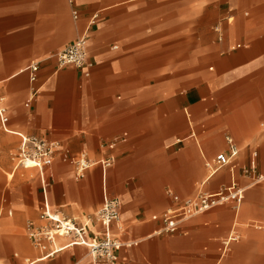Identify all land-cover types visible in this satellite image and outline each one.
I'll return each instance as SVG.
<instances>
[{"label": "crops", "instance_id": "1", "mask_svg": "<svg viewBox=\"0 0 264 264\" xmlns=\"http://www.w3.org/2000/svg\"><path fill=\"white\" fill-rule=\"evenodd\" d=\"M131 1L0 0V98L9 116L8 131L0 130V152L9 157L18 150L20 134L59 143L61 150L44 172L52 207L81 221V216L100 209L104 197L121 199V218L113 230L125 243L119 254L127 260L130 256V264H208L201 253L196 260L189 254L207 248L202 245L206 232L207 237L219 233L214 238L218 243L213 264H264V200L260 189L245 185L253 175L264 178V0H226L233 19L229 26L219 24L215 47L220 52L213 55L210 65L199 63L196 71L178 78L158 77L157 64L166 54L158 52L150 60L136 50L142 4ZM73 9L79 11L77 19ZM96 13L97 21L89 31L94 62L90 75L74 65L60 66L55 53L76 41ZM183 38L189 41L193 34ZM33 62L39 63L34 82L28 70ZM190 117L196 127L208 123L213 128L195 132ZM226 127L222 139L218 134ZM3 139L12 140L4 145ZM232 145L238 149L234 169L226 166L209 176L201 157H205L203 146L219 149L215 157L230 153ZM82 152L96 161L109 157L114 161L107 169L96 163L77 177L75 165L64 155L72 158ZM9 163L5 158L3 165L9 167ZM252 167V174H246L245 169ZM26 169L22 175L33 177L35 169ZM17 170H11L9 179ZM37 174L38 182L21 183L11 191L12 205L19 213L9 209L3 218L9 224L12 244L18 247H22L24 220L36 215L37 203V216L24 225L27 236L28 222H41L43 190L38 170ZM198 178L201 181L195 185L206 186L208 193L235 180L245 192L248 189L245 203L238 210L223 207L207 214L204 224L181 225L179 232L196 234L189 241L184 237L162 240L163 217L180 205L170 191L186 198L175 184L168 183L188 188ZM166 183L164 193L160 188ZM226 204L231 203L219 206ZM92 228L101 229L98 224ZM230 235L238 239L224 252L223 240ZM41 254L26 258L25 264L49 258L53 264H109L93 261L84 246L66 248L53 257Z\"/></svg>", "mask_w": 264, "mask_h": 264}, {"label": "built area", "instance_id": "2", "mask_svg": "<svg viewBox=\"0 0 264 264\" xmlns=\"http://www.w3.org/2000/svg\"><path fill=\"white\" fill-rule=\"evenodd\" d=\"M72 2V0H70ZM74 19L79 17L77 9L72 10ZM98 14H94L89 21L85 31L70 45L55 53V58L60 66L74 65L85 70V75H90V70L94 62L90 59L89 50V31L92 25L97 21ZM231 20V18L229 19ZM216 29L221 32L220 26ZM222 39V37L220 38ZM39 63L33 62L29 65L30 79L32 82L37 79ZM9 121L7 107L0 98V125L6 131ZM21 143L18 147L14 159L16 160L15 168L19 166L27 168V163L32 161L35 168L39 171L43 198L40 205L39 219L40 223L29 221L27 225L28 237L32 246L44 257H53L66 248L73 246H84L88 250V254L93 261L97 262L102 259L109 264H126V258L120 256V250L125 243L113 230V224L118 223L121 218L122 201L117 197H104V201L100 209L95 213L88 215L85 221H78L69 217L61 210L52 207L47 193V185L44 179V172L47 165L53 160L56 153L60 151V144L48 141L37 135L20 134ZM232 144V140L227 137ZM111 144L109 148H113ZM238 154V149L232 145L230 153H220L217 156L208 159L205 166L209 172V176L214 175L220 169L231 166L234 169L233 159ZM64 157L70 159L76 167V176L83 177L86 171L96 163H101L104 169L110 167L114 161L113 157H109L100 161H93L86 152L80 153L77 157L70 158L67 153ZM250 170L245 169L246 174H252ZM256 179L258 176H254ZM174 200L180 202V205L170 210L163 217L165 233H176L182 222L203 213L208 209L225 203H231L234 209L238 210L244 200L245 188L240 187L235 180L226 188L214 192H200L194 197H186L181 199L179 195L170 191ZM93 224L100 225L101 229L95 230ZM64 238V243H59L58 239ZM238 239L237 235H230L224 242V252L230 247L231 241Z\"/></svg>", "mask_w": 264, "mask_h": 264}, {"label": "rangeland", "instance_id": "3", "mask_svg": "<svg viewBox=\"0 0 264 264\" xmlns=\"http://www.w3.org/2000/svg\"><path fill=\"white\" fill-rule=\"evenodd\" d=\"M120 1L121 0H116V2ZM131 2L142 4V11L140 13L141 37L139 39L140 41L135 44L136 50L140 51L143 56L149 57L150 60H155L157 58L156 53L158 52L167 55L162 61L159 62V64H157L158 77H160V75H168L172 76L173 78H178L186 72L191 73L196 71L199 63L204 62L206 65H210V61L213 55L220 52L215 47V43L218 42L219 35V31L216 29V27L219 26L220 23H222L224 27L229 26L230 24H227L228 21H230L229 19H233V17H229L228 11L226 10V0H132ZM250 12L251 16H253L254 12ZM236 21L237 19L235 18V20L231 23V26L232 24L234 25ZM185 22H188V26H180V24ZM193 27H195V30H192ZM188 33L193 34V38L188 39L189 41L183 38V36H186ZM192 120V117H190L189 123L194 125ZM212 128L213 127L210 128L208 123H205L203 126H195V129L193 130L200 133L202 130H206L208 132ZM227 129L228 128L226 127L225 130L218 134L220 135V137H222V139H224V135L226 134V132H228ZM0 130L4 132L1 126ZM191 130L192 128L190 126V131ZM15 137L19 140L18 136ZM11 140L12 139H3L2 144L7 145V143ZM180 146L181 144L174 147ZM203 149L205 153V157L201 154L203 163L212 158L218 151H220L219 149L210 150L206 146H203ZM16 153L17 150H14L9 157H6L5 155H2V152H0V210H2V216L0 217V263L2 264H25L26 258L30 259L42 255L31 245L24 227L25 222L28 218L37 216L38 203L35 205L36 215H30L24 220L23 228L21 230L23 239L21 245L22 247H18V245L12 244L11 241H13V239L11 236H9L11 234V231L8 229L9 224L6 223L5 219H3L4 217L8 216L9 209H13V214L15 215L19 213V211L12 205V200L10 198L11 191L21 183L31 182L34 180H37L38 182V174L36 168H30L31 170L35 169L33 177H24L22 175V172L24 173V170L26 171L27 169L21 166L17 168L18 172H16L15 177L9 179V173L16 165V160L14 159ZM241 157L243 158L244 156ZM5 158H9L10 160L9 167H5L3 165ZM90 158L95 161L92 156ZM204 169L206 172L205 174L207 175L206 168ZM198 181H201V179H196L193 185L188 188L173 181L168 184H175L177 186V190L182 196L194 197L200 190H202L203 192L208 191L206 186L202 188L199 184L195 185V183ZM168 184L166 183L165 185H162L160 190L165 193V188ZM245 185H253V188L260 189L262 200H264V178H256L252 180L249 179L245 183ZM149 190L151 192L155 191L154 188H150ZM247 193L248 189L245 192V200ZM231 206V204H226L223 206L218 205V208L217 206H215V209L213 207V210L209 212L197 214L196 216L182 222L181 225L189 222L204 224V220H207L205 218L207 214H210L212 212H219L223 207L231 208ZM96 211L97 210H95L93 213H95ZM87 216H81V221H85ZM215 219H219V217H215ZM213 220H211L210 224H212ZM227 225L230 226V224L228 223ZM241 227L242 226H239V228ZM179 230L175 234L162 233L159 236L162 237V240L184 237L187 241H189L190 238L196 237V234L191 230H189L188 232H179ZM205 234L206 237L202 245L207 248H204V251H193L194 253L189 254H191V256L193 255V260H196L198 259L197 255L201 253V257H205L206 263L213 264V258L216 254L215 246L218 243L214 238L219 233L213 234L212 237H207V232ZM243 237L244 236L242 235L239 242L244 239ZM166 252L167 250H165V254ZM195 254L196 257L194 256ZM131 260L132 258L129 256L128 260L126 259V264H130ZM36 264H53V259L49 258L45 261L37 262Z\"/></svg>", "mask_w": 264, "mask_h": 264}, {"label": "bare ground", "instance_id": "4", "mask_svg": "<svg viewBox=\"0 0 264 264\" xmlns=\"http://www.w3.org/2000/svg\"><path fill=\"white\" fill-rule=\"evenodd\" d=\"M34 166H35V163L32 162V161H29V162L27 163V168H35Z\"/></svg>", "mask_w": 264, "mask_h": 264}]
</instances>
